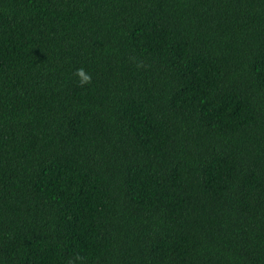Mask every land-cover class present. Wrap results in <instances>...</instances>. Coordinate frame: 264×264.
Returning <instances> with one entry per match:
<instances>
[{"label":"trees","instance_id":"obj_1","mask_svg":"<svg viewBox=\"0 0 264 264\" xmlns=\"http://www.w3.org/2000/svg\"><path fill=\"white\" fill-rule=\"evenodd\" d=\"M69 262L264 264V0H0V264Z\"/></svg>","mask_w":264,"mask_h":264},{"label":"clouds","instance_id":"obj_2","mask_svg":"<svg viewBox=\"0 0 264 264\" xmlns=\"http://www.w3.org/2000/svg\"><path fill=\"white\" fill-rule=\"evenodd\" d=\"M76 75L78 77V83L81 85H83V84H85L91 80L90 74L86 73L84 71L83 67L76 69ZM69 264H71V262H69Z\"/></svg>","mask_w":264,"mask_h":264}]
</instances>
